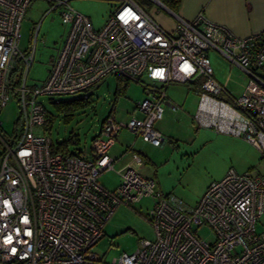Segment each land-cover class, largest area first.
<instances>
[{
	"label": "built area",
	"instance_id": "2783aa9c",
	"mask_svg": "<svg viewBox=\"0 0 264 264\" xmlns=\"http://www.w3.org/2000/svg\"><path fill=\"white\" fill-rule=\"evenodd\" d=\"M31 0H0V110L10 96L19 103L11 136L0 127V264H264V173L229 168L212 180L194 205L156 188L142 158L115 169L109 154L119 130L159 146L164 137L154 123L171 104L172 81L202 78L196 119L204 127L240 136L264 154V36H238L199 12L175 17L171 29L136 0H113L105 22L94 27L69 0H46L68 25L63 44L45 81L26 84L36 34L27 54L19 49V29ZM214 48L245 75L235 96L214 78L207 51ZM109 74L141 81L145 96L140 117L117 121L115 106L102 120L88 149H59L44 132L43 97L77 94ZM222 93L226 100L218 98ZM175 108L174 104H171ZM1 124V122H0ZM131 147V146H130ZM119 176L112 190L98 182L101 172ZM150 196L148 221L153 238H140L135 250L110 261L92 250L119 204ZM208 226L213 239L198 235Z\"/></svg>",
	"mask_w": 264,
	"mask_h": 264
},
{
	"label": "rangeland",
	"instance_id": "374dc122",
	"mask_svg": "<svg viewBox=\"0 0 264 264\" xmlns=\"http://www.w3.org/2000/svg\"><path fill=\"white\" fill-rule=\"evenodd\" d=\"M148 1L152 3L148 10H154L155 17L169 25L165 18L174 15L167 9L159 8L155 0ZM69 4L74 10L87 15L96 28L105 22L114 6L113 0H69ZM50 6L46 0H31L20 24L18 46L23 53H28L36 34L34 57L26 79L30 87L45 81L68 30V25L61 21L58 9L48 11ZM208 56L214 70L218 69L224 76L230 74L229 87L235 90V96L240 95L245 84L243 71L214 48L208 50ZM141 81H146L145 74L141 76ZM141 81L128 79L124 92L115 94L116 77L109 74L77 94L44 96L43 103L50 118L48 129L44 132L53 142L66 141L69 151L88 149L92 137L99 131L102 120L113 105L117 121L126 122L131 116L142 115L136 108V103L145 96ZM197 89L194 81H172L167 86V99L179 107L172 109L165 106L161 118L154 123L165 138L162 145L154 146L122 127L109 150V154L117 158L115 169L130 153L139 154L147 170H150L156 188L163 193L174 194L189 205H194L206 186L212 180L222 178L229 168L237 172L250 169L264 173V154L255 145L240 136L223 134L198 123ZM78 97H88L89 101L69 115L53 104L54 101ZM217 97L226 100L222 93ZM18 119L19 103L10 96L0 110L1 133L5 138L13 134ZM118 181L119 176L113 169L98 176V182L109 190L114 189ZM152 205L150 196H143L131 205L119 204L106 221L104 233L92 250L110 261L123 252H133L140 238H153V227L148 221ZM259 222H264V213ZM198 235L206 240L213 239L208 226L199 228Z\"/></svg>",
	"mask_w": 264,
	"mask_h": 264
},
{
	"label": "crops",
	"instance_id": "0c3cea01",
	"mask_svg": "<svg viewBox=\"0 0 264 264\" xmlns=\"http://www.w3.org/2000/svg\"><path fill=\"white\" fill-rule=\"evenodd\" d=\"M151 11L154 14V10L151 9ZM199 12H202L208 20L221 24L234 35L243 36L249 33L259 32L262 34V36H264V0H181L176 15L184 19L191 20ZM155 19L167 29H171L175 23L174 16L172 18L166 16L165 19L168 21L169 25L162 22L163 19L161 18L157 19L155 17ZM235 66L239 68L237 65ZM212 72L214 78L217 81L225 83L227 89L232 92V94L236 93L234 92V89L229 87V82L231 80L230 74H226L224 76V74L222 72H219L218 69L214 70L213 68ZM199 92L200 91L198 90V93ZM170 103L174 104L175 108H172L171 104H166L165 106H169L172 109H176L177 107H179L175 103ZM219 132L232 135L223 131ZM132 144L133 142L130 144V146H132ZM116 160L117 158H115V163ZM130 160V155H128V157L124 158V160L121 161V164L119 166L125 165V163L129 162ZM147 168L148 167L146 164H144L142 167L143 171L146 174L150 175V170H147Z\"/></svg>",
	"mask_w": 264,
	"mask_h": 264
},
{
	"label": "trees",
	"instance_id": "16d2710c",
	"mask_svg": "<svg viewBox=\"0 0 264 264\" xmlns=\"http://www.w3.org/2000/svg\"><path fill=\"white\" fill-rule=\"evenodd\" d=\"M138 3L143 2L146 6H143L145 10L149 11V7L152 6V3L148 0H136ZM168 10H170L173 13H176L180 4L181 0H159ZM141 4V3H140ZM142 5V4H141ZM116 77V90H115V94H120L124 92V89L127 85L128 79L127 77L115 74ZM194 82H196L198 89L197 90H201V82H202V78H198L197 80H195ZM97 84V83H96ZM89 98L88 97H78V98H72V99H68V100H59V101H54L53 104L55 105V107L62 112H65L66 115L71 114V112L81 106H84L88 103ZM114 106V105H113ZM112 106V107H113ZM111 107V108H112ZM110 108V109H111ZM110 111V110H109ZM49 112L47 111V118L45 121V125H44V129H48L47 127L49 126L48 123L50 121L49 118ZM66 146L67 143L66 141H61L59 142V145L57 146L59 149L62 150H66ZM72 152V151H70Z\"/></svg>",
	"mask_w": 264,
	"mask_h": 264
}]
</instances>
